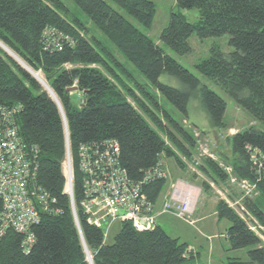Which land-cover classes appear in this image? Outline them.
Masks as SVG:
<instances>
[{
    "label": "trees",
    "instance_id": "obj_1",
    "mask_svg": "<svg viewBox=\"0 0 264 264\" xmlns=\"http://www.w3.org/2000/svg\"><path fill=\"white\" fill-rule=\"evenodd\" d=\"M72 1L184 119L190 118V102L199 99L213 131L226 127L225 100L149 38L157 12L152 1ZM176 3L181 10L198 9L200 20L192 24L183 13L172 12L160 39L184 57L193 52L190 42L194 35L201 41L228 36L232 51L226 53L216 43L196 69L256 123L228 139L231 151L222 156V166L206 158L199 169L223 183L229 181L225 167L230 168L237 179L255 185L264 200V0ZM72 15L62 0H0V42L40 74L62 110L47 89L1 47L0 105L20 107V134L25 143L39 149L38 185L63 210L57 217L41 214V222L31 228L35 244L28 253L22 249L23 235L8 231L0 238V264H91L89 255L94 264H198L199 254L189 252L188 244L169 236L160 226L140 232L130 223L122 224L110 245L104 240V230L89 224L81 208L84 186L77 164L80 145L117 141L122 167L132 180L142 181L145 171L155 168L162 155L175 158L181 169H186L178 154L193 159L198 139L160 106L155 96L140 86H129L126 79L133 76L125 65ZM62 34L68 37V42L62 41V51L47 44ZM163 75L175 78L182 87L161 83ZM66 121L75 160L79 225L66 194ZM166 184V180H157L146 186L145 194L153 204ZM208 188L204 182L203 189ZM219 202V219L231 224L226 233L231 250L248 251L247 261L231 258L228 264H264L260 236L225 201ZM244 208L264 227L263 202L247 199ZM2 209L0 199V214Z\"/></svg>",
    "mask_w": 264,
    "mask_h": 264
},
{
    "label": "built area",
    "instance_id": "obj_2",
    "mask_svg": "<svg viewBox=\"0 0 264 264\" xmlns=\"http://www.w3.org/2000/svg\"><path fill=\"white\" fill-rule=\"evenodd\" d=\"M60 37L48 40L47 44L62 51L64 45L62 41L68 42V37L63 34ZM19 114V106L0 105V199L3 202L0 238H4L8 231L23 235L22 249L28 253L35 244L31 228L41 222V214L57 217L63 214V210L58 208L57 200L38 185L39 149L36 145L25 143L17 123ZM66 132L67 157L64 163L66 194L71 198V208L77 219L74 197L75 160L69 132ZM203 154L207 156L206 158L216 159L213 154ZM120 156L119 143L112 139L79 146L77 164L84 186L81 208L89 224L100 229H103L104 222L109 225L119 222L130 223L140 232L154 230L157 227L155 205L148 194H145V188L150 182L166 180L168 173L160 161L155 168L145 171L142 181H134L122 167ZM225 169L229 175H233L232 169L226 167ZM243 182L250 183L247 180ZM200 195L198 188L179 181L174 185L164 205V213H172L192 225L195 223L193 217ZM231 199L223 201L234 209ZM241 210L244 214L249 213L245 208ZM77 222L79 225V219ZM251 230L253 231L252 227ZM108 231L107 227L104 231L105 237ZM189 252L193 253L194 250L190 249Z\"/></svg>",
    "mask_w": 264,
    "mask_h": 264
},
{
    "label": "rangeland",
    "instance_id": "obj_3",
    "mask_svg": "<svg viewBox=\"0 0 264 264\" xmlns=\"http://www.w3.org/2000/svg\"><path fill=\"white\" fill-rule=\"evenodd\" d=\"M62 1L64 2L68 10L71 11V13L73 14L72 16H75L77 19L82 21L83 24H86L87 28L89 29L90 35L105 43V45L108 46L110 50L116 55L118 60L125 65V68L133 76L132 78L126 79V83L129 86L135 87L137 89L138 86H140L150 95L155 96L156 99L159 100L158 102L160 106L165 108L175 119L181 121L182 125L186 127L192 133V135L198 139V150L196 151V154L194 155L193 159L186 160L185 163L188 172L191 175H195L201 172L199 169L200 165L202 163V166L204 165L207 157L204 156L203 153H206V155L213 154L214 158H216L215 160L222 166L224 164L222 161V156L230 154L231 151L228 139L232 138L234 134L248 129L256 124L249 116V114L242 108L240 109L237 103L234 102L231 97H229L219 87H216L211 81L204 78L196 69V65L205 60L210 55L211 47L216 43L219 44L226 53L231 52L232 48L229 47V37L227 36L216 39H205L204 41H201L196 35H194L190 42L193 52L190 55L184 57L179 56L163 43L162 39H160L161 33L166 29V27H168L171 19L170 15L172 12L183 13L187 17V20L190 23L194 24L200 20L201 16L199 10H181L180 7L177 6L176 0H150L157 7V12L154 17L155 20L153 22V25L148 32L149 38L154 40V42L161 49L165 50L167 55L178 61L180 65L191 71L204 84L208 85L214 92L220 95L228 104L225 113L226 127L216 132V135L214 134V137L211 138L209 134H205L201 131L203 130L205 132H209V130L212 131L213 129L208 121V116L206 115L202 104H200L199 102V99H193L190 102V118L187 120L184 119L183 116L179 114L176 107L169 103V101L165 97L163 98L161 95H159L154 87L148 83L144 75L142 73L140 74L130 62H127L123 55L117 52L116 48L110 42H108L107 38L101 31L97 30L94 24L89 21L87 16L82 13L81 10L77 8L72 0ZM160 82L166 83L172 87H182L181 83H179L175 78H172L168 75H163V77L160 79ZM143 89L139 90L142 92ZM78 98L81 99L79 95ZM167 142L168 145L172 147L168 139ZM172 148L174 149V147ZM174 150L176 151V149ZM165 160L166 166L168 167L167 171H169V176L166 181L167 184L162 190V195L159 199L160 203H165L167 201L166 199L170 194V188L172 187L173 183L177 182L181 178V173H184L175 158L167 157V159ZM201 179L205 180L209 185V188L207 190L212 191L219 199L228 200L229 198H232L231 202L234 204L233 206H235L233 210L241 215L242 218L250 224V226L253 228L254 233L260 236L262 244L264 245V227L261 226L259 222H256L251 214H244L241 210L245 207L247 199H251L256 202L257 200H259L264 204V200H262L259 189H257V187L253 184H250L248 182L244 183L233 175H229V181L223 183L218 179H213L205 173L203 174V176H201ZM210 212L212 211L208 210L202 213V216L203 214L204 216L207 215L209 216V219L203 221L204 223L197 222V226H190L172 215L165 216L163 219H160L159 222L160 226L163 227L166 232L172 237L177 238L176 235H186L187 243L190 245L193 244L195 247H198L197 249L201 255L200 261L202 263L205 262V264H228L230 258H235L237 256L241 258L243 257L245 260H248V251L246 249L232 251L231 246H229V242L226 239L225 233L231 227L230 222L225 219L220 221L216 216L210 217V215L212 214ZM108 225L109 224L107 222H104V231L106 230ZM174 228L177 231L174 232ZM111 229V233L109 235V238L107 239L108 244L110 245L115 242V236L121 231V224L115 222ZM181 240L183 242L185 240L184 237H182Z\"/></svg>",
    "mask_w": 264,
    "mask_h": 264
},
{
    "label": "crops",
    "instance_id": "obj_4",
    "mask_svg": "<svg viewBox=\"0 0 264 264\" xmlns=\"http://www.w3.org/2000/svg\"><path fill=\"white\" fill-rule=\"evenodd\" d=\"M203 133H205V134H209V136L211 137V138H213L214 137V134L216 133V132H214L213 130L211 131V130H209V132H205V131H203V130H201ZM216 135V134H215ZM179 155V157H180V159L184 162V163H186V160L187 159H185V158H182V156L180 155V154H178ZM165 159H167L166 158V156L165 155H162V157H161V160L160 161H162V163H163V165H164V168L166 169V171L168 170V167L166 166V160ZM182 171H184V173H181V178L177 181V182H174L173 183V185H172V187L170 188V194H171V191H172V189H173V187H174V185L176 184V183H178L179 181H182V182H187L188 184H192L193 186H195L196 188H199L200 189V192H201V195H200V198H199V200H198V206H197V208H196V210H195V212H194V217H193V219H194V221H195V223L194 224H190L189 222H187V221H185V219H182V218H179L178 216H176V215H174V214H172V213H169V214H165L164 213V205H165V203L168 201V199H169V196H170V194H169V196H167V201L165 202V203H160L159 202V199H158V202L156 203V204H154L155 205V211H154V216L156 217V222H157V226H160V222H159V220L160 219H163L165 216H167V215H172V216H174V217H176L177 219H179V220H181V221H183L184 223H186V224H188V225H190V226H197L196 224H197V222L198 223H202L203 221H206L207 219H209V216H207V215H205L204 216V214H203V216H202V213H204V212H206V211H208V210H210V211H212V212H210V213H212L211 215H210V217H213V216H216V217H218V219H219V216H218V213H217V207H218V205H219V201H223V200H221V199H219L218 197H216L215 196V194L212 192V191H206L205 189H203V183L204 182H206L205 180H203V179H201V176H203V174L204 173H202V172H200V173H198V174H195V175H191L189 172H188V169H182ZM169 171H167V173H168ZM190 174V175H189ZM168 176H169V173H168ZM168 176H167V179H168ZM167 179H166V181H167ZM162 195V194H161ZM161 197V196H160ZM220 220V219H219ZM221 221V220H220ZM117 223H119V222H117ZM204 223V222H203ZM121 224V223H120ZM114 224H112V225H108L107 227H108V229H109V231H108V234H107V236L105 237V241H106V243H108V238H109V235H110V233H111V228H112V226H113ZM121 226H122V224H121ZM206 226V225H205ZM161 227V226H160ZM207 227V226H206ZM163 228V227H162ZM122 229V228H121ZM164 229V228H163ZM165 230V229H164ZM166 231V230H165ZM175 231H177L175 228H174V232ZM167 233V232H166ZM227 233V232H226ZM226 233H225V235H226ZM168 234V233H167ZM169 235V234H168ZM184 234H181V235H176L177 236V239H180L181 240V238L182 237H184V241H183V243H186V244H188L187 243V237H186V235H184ZM170 236V235H169ZM175 238V237H174ZM211 239H213V238H211ZM226 239H227V235H226ZM228 240V239H227ZM181 242H182V240H181ZM188 246L190 247V249L193 251L194 250V252L196 253V254H199V258L201 257V255H200V252L198 251V247H195L193 244L192 245H190V244H188ZM237 258H241V257H235V258H233V259H237ZM201 259V258H200ZM231 259V258H230ZM242 260H244V261H247V260H245L243 257L241 258ZM198 264H205V262L204 263H202L200 260H199V262H198Z\"/></svg>",
    "mask_w": 264,
    "mask_h": 264
},
{
    "label": "water",
    "instance_id": "obj_5",
    "mask_svg": "<svg viewBox=\"0 0 264 264\" xmlns=\"http://www.w3.org/2000/svg\"><path fill=\"white\" fill-rule=\"evenodd\" d=\"M3 44L0 42V47L7 53V55H9L10 57H12V58H14L17 62H18V64H20L22 67H24V69H26L27 71H28V73L30 74V75H32V77L33 78H35L41 85H43L44 87H45V89H47V91L50 93V95H51V97L53 98V99H55L56 101H57V103H58V105L60 106V103H59V101H58V99L56 98V96H55V94L53 93V91L51 90V88H49V86L45 83V81H43V80H40L39 78H37L36 77V75H35V73L29 68V67H27V65L20 59V58H18L17 56V58L18 59H16L12 54H10L9 53V49L6 47V46H2ZM20 59V60H19ZM19 60V61H18ZM21 61V62H20ZM37 74V73H36ZM71 91L72 92H76V88L75 89H71ZM60 109H61V106H60ZM62 110V109H61ZM63 117H64V119H65V116H64V113H63ZM66 131H68V126H67V121H66ZM86 246V245H85ZM88 261L91 263V264H94V263H92V259H91V257H90V255H89V257H88Z\"/></svg>",
    "mask_w": 264,
    "mask_h": 264
},
{
    "label": "bare ground",
    "instance_id": "obj_6",
    "mask_svg": "<svg viewBox=\"0 0 264 264\" xmlns=\"http://www.w3.org/2000/svg\"><path fill=\"white\" fill-rule=\"evenodd\" d=\"M69 36V35H68ZM3 46V45H2ZM9 49V48H8ZM10 54H12L13 56L15 55L10 49L8 50ZM16 59H18L16 56H14ZM20 60V59H19ZM18 60V61H19ZM21 62V61H20ZM32 70V69H31ZM33 71V70H32ZM34 72V71H33ZM35 73V72H34ZM36 77L39 78L40 80H43V78H41L40 74H36ZM44 81V80H43ZM90 86V85H89ZM150 86V85H149ZM159 101V100H158ZM195 101V100H194Z\"/></svg>",
    "mask_w": 264,
    "mask_h": 264
}]
</instances>
